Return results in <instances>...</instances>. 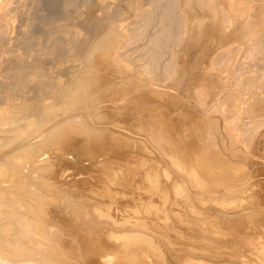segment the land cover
Here are the masks:
<instances>
[{
    "label": "bare ground",
    "instance_id": "obj_1",
    "mask_svg": "<svg viewBox=\"0 0 264 264\" xmlns=\"http://www.w3.org/2000/svg\"><path fill=\"white\" fill-rule=\"evenodd\" d=\"M80 1L49 0L44 15L40 0H0V264H264V201L228 200L248 188L233 162L264 132V0H82L83 11ZM41 18L43 41L35 40ZM41 43L58 65L48 80ZM21 48L35 58L16 55ZM181 52L183 63L204 61L187 101L170 91L184 82ZM148 141L170 170L151 191L162 203L150 200L158 210L150 223L134 220L123 232L129 219L119 206L113 215L112 203L86 196L75 206L89 225L42 219L55 200L51 185L39 189L42 171L86 158L123 169Z\"/></svg>",
    "mask_w": 264,
    "mask_h": 264
},
{
    "label": "rangeland",
    "instance_id": "obj_2",
    "mask_svg": "<svg viewBox=\"0 0 264 264\" xmlns=\"http://www.w3.org/2000/svg\"><path fill=\"white\" fill-rule=\"evenodd\" d=\"M29 0H27V2H28ZM47 1H49V0H40V2H42V5H40V6H42L41 7V10H42V12H41V14H44L43 12H45V13H47V15L49 14V12L51 11L49 8H47V6L46 5H44V3L45 2H47ZM98 1V0H97ZM100 1V0H99ZM82 0L79 2V4H80V6H79V10L80 11H83V10H86L87 9V6L83 3V5H82ZM140 3V2H139ZM81 6H83V7H81ZM86 6V7H85ZM30 7V5H26V7L24 8L25 10H28V8ZM81 7V8H80ZM86 8V9H85ZM45 9V10H44ZM44 10V11H43ZM46 11H48V12H46ZM45 15V14H44ZM43 20V18H41V19H39V21H41V22H38L40 25H38V28H37V32L35 33V40H41V41H43V34H41V33H43V28L47 25L46 24V22L47 21H42ZM42 22H43V24H45V26L44 27H42L43 25H42ZM60 22H62V20H60ZM19 23H22V22H19V20H18V23L17 24H19ZM37 23V24H38ZM42 25V26H41ZM48 27V26H47ZM47 27H45V28H47ZM44 28V29H45ZM42 30V31H41ZM41 32V33H40ZM41 34V35H40ZM36 35H38V37H36ZM40 36V37H39ZM41 44H43V43H41ZM39 45V48H41L42 50L45 48V50H43V52H47L48 51V47H46L45 46V44H43V46L42 45ZM45 46V47H44ZM48 48V49H47ZM17 51L15 52V54L17 55V54H21L22 55V57H26L27 55V59H29L30 57V60L32 59V57L33 58H35V56L34 55H36L35 53H33L32 52V50H29V51H31L30 53L33 55H31L30 53H28V51L27 50H25V49H23L22 50V48L21 49H16ZM22 50V51H21ZM27 51V52H25V51ZM18 51H20V53H18ZM28 53V54H26V56H25V54H23V53ZM14 54V55H15ZM47 54H49L48 52H47ZM47 54L45 53L44 55H36V57L38 56V60L40 61V65H43V67H44V64H46L45 65V67L44 68H46V70L44 71L46 74H48L45 78H43L44 80H48V79H51L52 78V75L53 74H55V71H56V67H58V65H56V62H54L55 60L53 59L52 60V56L49 54L48 56H47ZM20 55V56H21ZM24 55V56H23ZM31 55V56H30ZM182 52H181V55H180V59L178 60L179 61V70H178V73H179V75H178V73H177V76L178 77H176V78H178V79H184V80H182V82H183V84H181L180 85V87H179V91L177 92L176 90H178V89H176V90H174V89H171V88H169V89H167V90H170L171 92L173 91H175L174 93L175 94H178V96L180 97H178L177 95H174L175 97L177 96V98L176 99H182V100H186L187 101V99L188 98H190V96H191V94H193L192 92H194V90H196V89H198L200 86H201V82H200V80H199V77H200V73H199V71H200V67H203L204 66V61H202V59H201V61L199 62L198 61V63L197 62H195V60L196 59H194V58H192V60L191 61H189L187 64L186 63H183L182 61H184V60H182ZM50 56H51V58H50ZM184 56V55H183ZM39 57H41V58H39ZM25 58V59H26ZM47 62V63H45V62ZM43 62H44V64H43ZM191 62V63H190ZM192 62H193V64H192ZM203 62V63H202ZM183 64V65H182ZM199 64H201V65H198ZM188 67H186V66ZM193 66L197 69V70H195V68L192 70L191 68H193ZM196 66H198V68L196 67ZM186 67V68H185ZM183 68V69H182ZM190 70H192V71H190ZM47 71V72H46ZM182 71V72H181ZM186 71V72H185ZM189 72H191V73H189ZM195 73V74H193V73ZM198 72V73H197ZM181 73V74H180ZM187 74V76L185 75L184 77L185 78H181L182 76H183V74ZM193 74V75H192ZM197 74V75H196ZM194 75H196V76H194ZM55 76V75H54ZM180 76V77H179ZM188 76H190V77H192V78H189ZM194 76V77H193ZM189 78V79H188ZM198 78V79H197ZM191 79V80H190ZM187 80H189L188 82H187ZM197 80H198V82H197ZM194 81H196V82H194ZM180 82H181V80H180ZM188 84H187V83ZM190 83V84H189ZM199 83V84H198ZM186 84V85H185ZM198 84V85H197ZM188 85H190V87H187ZM185 88H184V87ZM198 86V87H197ZM182 88V91L180 90ZM186 88H187V90H186ZM194 88V89H193ZM196 88V89H195ZM193 89V90H192ZM186 91V97H185V93H184V91ZM190 90V91H189ZM187 91H189V92H187ZM191 92V93H190ZM180 93V94H179ZM190 93V94H189ZM185 97V98H184ZM187 98V99H186ZM187 104H189V103H187ZM189 108H192L191 106H189L187 109L189 110ZM190 110H192V109H190ZM139 112V111H138ZM135 114H137V113H135ZM258 119V118H257ZM259 120V119H258ZM258 120L256 121V122H258ZM136 122L137 123H140V120H139V118H138V120H136ZM264 128V127H263ZM262 131H264V129L262 130ZM262 137H261V141H260V143H256L255 144V146H249L248 148H247V152H249V153H247L246 154V156L244 157V158H237L239 161H234L233 162V165L234 166H236V169H235V167L233 168V173L235 174V175H237V174H239V176H243V178H244V180L246 181V184L248 183V188H247V190L245 191V192H243V193H241L240 195H238L237 197H235V198H231V199H228L229 200V202L231 201H235L234 203H232V204H234V206L236 207V205L238 206L239 204L241 205H244L245 204V206H247L249 203H257V205H260L262 202L261 201H264V140H263V138H264V132H262V135H261ZM263 142V143H262ZM262 143V144H261ZM257 145H258V147H257ZM147 149V152L146 151H143V152H141V151H139V152H141V153H138L137 154V152H136V150L137 149H135V152H136V154L132 157V156H130L131 158H130V161L131 162H129L128 163V166H124L123 167V169L122 168H120L119 169V164L121 163V161H118V163H111V164H109V165H107L108 167H106V166H103L104 168L106 167V172H104L105 173V175H103V173L101 172V171H105V169H103L102 170V166L100 167V166H98V167H94L93 168V166L91 167L90 166V162H89V160H86V159H88V158H86L83 162L85 163H83V162H80V166H77L78 164H76V163H70L69 165H63V168H61V165H60V167L56 164L55 166H56V168H55V166L53 167H49V168H47V169H45L44 171H42V173H41V175L39 176V179H38V186H39V189L40 190H45V188L47 187V186H52V188H53V198L55 197V200L53 199V201H47V208H46V211H47V215L45 214V215H42L41 217H42V219L43 220H49V221H52V222H54V223H56V225H62V226H74V225H77V223L76 222H74V220L76 219V218H82L83 219V223L85 224V225H89L90 224V221L91 220H89V212H87V211H83V210H79V209H77V211H76V207L79 205V204H81L80 203V201L78 200L81 196H86L88 199H92V198H97L96 200H98V197L101 199V201H104V203H103V205H104V207H109L110 205H111V203L113 204V205H111L110 207H113V209L111 208V210H112V214L114 215L115 213L113 212V210H115L114 209V207L116 208V206L118 207L119 206V210H117V211H119V214H116V216L117 215H119V216H124L125 218H122V220L124 219H129V221H126V223L125 222H123V224L125 223V224H127V225H122V230H123V232H124V229H127L126 227L128 226V223L129 222H131L132 221V224L134 225V220H136V221H146V223L149 221V223H150V221H152L151 219H152V217L153 216H155V214L157 215V213H156V211L158 212V210L156 209L157 207L156 206H153V207H150L149 208V203H150V200H152L153 202H155V200L156 201H158L157 203H154V204H156V205H158V204H160V203H162V201H159V197H156V195H155V197L154 196H152V195H154L153 193H157V192H155V191H157L155 188L156 187H158L157 189H160L159 187H161L162 188V185H164V183L166 184L167 183V181H168V179H167V176H166V174L167 173H165V172H170V170L168 171L167 169H166V167H167V165L166 164H164V163H166L160 156H162L161 155V153H159L160 151L156 148V146H154L153 147V143L151 142V141H148L147 142V144H146V146H145ZM255 147H257V148H255ZM260 147H261V149H260ZM151 149V150H150ZM156 149H157V151H156ZM258 149V150H257ZM134 151V150H133ZM152 151V152H151ZM155 151V152H154ZM134 152V153H135ZM157 152V153H156ZM127 154L128 153H126L125 154V157L127 156ZM157 154H160L159 156L157 155ZM140 156V155H142L144 158H140V157H137V156ZM146 155V156H145ZM254 155H256V156H254ZM141 156V157H142ZM150 156H152V157H150ZM253 156L254 157V159H253V157L251 158V157ZM258 156V157H257ZM109 157V156H108ZM136 157H137V159H136ZM146 157H149V158H147V160L145 159ZM155 158V162H153L154 161V158ZM160 157V158H159ZM124 158V157H123ZM135 159V163L134 162H132V160H134ZM140 158V159H139ZM156 158H157V160H156ZM143 159H144V161H143ZM153 159V160H152ZM158 159H160V161L162 160V162H160ZM256 159V160H255ZM260 159V160H259ZM151 160V161H150ZM249 160V161H248ZM252 160V161H251ZM262 160V161H261ZM140 161H142V163L140 162V164H139V162ZM147 161V162H146ZM159 161V162H158ZM241 161V162H240ZM245 161V162H244ZM120 162V163H119ZM138 162V163H137ZM143 162H144V164H143ZM151 162V163H150ZM164 162V163H163ZM243 162H244V164H243ZM88 163V164H87ZM133 163V165H134V169H131L130 170V168H132L133 166H130L131 164ZM146 163V164H145ZM152 163H154V164H152ZM157 163V164H156ZM158 163H159V165H158ZM161 163V164H160ZM75 165V166H72V165ZM130 164V165H129ZM135 164H136V168H135ZM142 164V165H141ZM164 164V166H162ZM81 165L82 166H85L86 165V167H81ZM121 165V164H120ZM140 165V166H139ZM150 165V167H149V169H147L148 168V166ZM153 165V166H152ZM260 165H262V166H260ZM57 166H58V168H57ZM67 166V167H66ZM117 166V167H116ZM141 166L143 167V166H145L144 168H143V170H142V168H141ZM147 166V167H146ZM157 166L158 168H155V167ZM160 166H161V168H160ZM68 168V169H66V168ZM89 167V168H88ZM152 167H154L153 169L155 170V171H153V169H152ZM261 167V168H260ZM95 168H97V174H94V173H96L93 169H95ZM139 168V169H138ZM141 168V169H140ZM259 168V169H258ZM61 169L63 170H68V171H70V172H68V175L66 174V175H64L65 176V178H63V179H60V177H61V175H59L58 177V179H56L55 177H54V174L58 171V172H60L61 173ZM98 169H100L99 171L101 172V174L104 176V177H108V179H110V180H108L107 178V180L105 179V178H103V176L102 175H98ZM136 169H137V171H136ZM253 169V170H252ZM94 172L93 174L95 175V176H97L98 177V179L95 177V176H93V174H92V171ZM96 170V169H95ZM114 172H113V171ZM118 170V171H117ZM135 171V173H134V171ZM146 172H145V171ZM149 170V171H148ZM152 171V173H151V171ZM161 171V172H160ZM67 173V171H64L63 173ZM100 172H99V174H100ZM132 172V173H131ZM140 172V173H139ZM141 172H142V174H141ZM150 172V173H149ZM262 172V173H261ZM70 173V174H69ZM90 173V174H89ZM108 173V174H107ZM109 173H110V175H109ZM114 173H116L115 174V180H114V177L112 178V177H110V176H114L113 174ZM118 173V174H117ZM124 173V174H123ZM144 173H145V175H146V178H145V176H144ZM149 173V174H148ZM250 173V174H249ZM112 174V175H111ZM163 174V175H162ZM241 174V175H240ZM256 174H257V176H256ZM117 175V176H116ZM143 175V176H142ZM147 175H148V177H147ZM150 175V176H149ZM248 175V176H247ZM66 176H68V177H66ZM252 176V177H251ZM132 177V178H131ZM135 177V178H134ZM137 177V178H136ZM250 177H251V179H253L254 180V182H252L251 180H249L250 179ZM256 177V178H255ZM62 178V177H61ZM99 178L100 179H102L103 178V180H99ZM112 178V179H111ZM130 178V179H129ZM255 178V179H254ZM87 181H89V182H87L86 183V180ZM93 179H95V180H93ZM129 179V180H128ZM152 179V180H151ZM157 179V180H156ZM85 180V181H84ZM97 180V181H96ZM98 180L100 181L99 183L102 185V183L101 182H103L104 180L107 182V183H109V186H108V184H106L107 186H105V181L103 182V185L102 186H104V187H100L101 185L99 184V183H97L98 182ZM112 180V181H111ZM117 180V181H116ZM148 181V182H147ZM152 183H151V182ZM251 181V182H250ZM250 182V183H249ZM256 182V183H255ZM258 182V183H257ZM97 185H96V184ZM150 183V184H149ZM253 183V184H252ZM255 183V184H254ZM90 184V185H89ZM161 184V185H160ZM87 185V186H86ZM91 185H96V186H92L91 187ZM131 185V186H130ZM153 185V186H152ZM250 185V186H249ZM136 186V187H135ZM147 186H148V188H147ZM259 186V187H258ZM63 187H65V189H63ZM88 187H90V188H88ZM98 187H100V188H103V189H101V191H102V193L103 192H107L108 194L110 193V192H112V191H116L118 194L117 195H114V199H110V198H108L107 196H108V194H107V196H104V195H106V193L104 194V195H102V193H98V191L97 190H99V189H97ZM108 187V188H107ZM111 187V188H110ZM149 187L151 188V189H149ZM155 187V188H154ZM194 187V186H193ZM193 187H191L192 189H193ZM221 187H223V186H220L219 188L220 189H223V188H221ZM93 188H95V189H93V191L91 192V190ZM105 188V189H104ZM117 188V189H116ZM122 188V189H121ZM149 189L150 191L148 192V190L147 189ZM184 188H188L189 190H187L186 192L188 193V191H190V186L188 187L187 185H184ZM261 188V189H260ZM67 189V190H66ZM107 189H110V191L109 190H107ZM112 189H114V190H112ZM251 189V190H250ZM95 190V191H94ZM107 190V191H106ZM112 190V191H111ZM152 190H155V191H152ZM96 191H97V194H98V196L97 195H94V194H96ZM136 191V192H135ZM153 193H152V192ZM100 192V191H99ZM151 192V193H150ZM259 192V193H258ZM141 193V194H140ZM144 193V194H143ZM259 195H258V194ZM92 194H93V196H92ZM100 194V195H99ZM89 195V196H88ZM102 195V196H101ZM251 195V196H250ZM68 196H70V197H72V198H75L74 200H73V202H74V206L73 205H71V204H69L68 203ZM97 196V197H96ZM139 196H141V197H139ZM148 196V197H147ZM90 197V198H89ZM103 197V198H102ZM120 197V198H119ZM144 197V198H143ZM154 197V198H153ZM174 197V196H173ZM232 197V196H231ZM255 197V198H254ZM139 198H141L142 200H138ZM157 198V199H156ZM258 198H260V199H258ZM90 199V200H91ZM102 199H104V200H102ZM134 199V200H133ZM146 201H145V200ZM161 200V199H160ZM113 201V202H112ZM117 201V202H116ZM134 201V202H133ZM139 202V203H138ZM160 202V203H159ZM105 203H106V205H108V206H106L105 205ZM120 204V205H116V204ZM144 203V204H143ZM231 204V205H232ZM75 205H77V206H75ZM115 205V206H114ZM140 207H139V206ZM161 205V204H160ZM239 205V206H240ZM144 206V207H143ZM122 209V210H121ZM124 209V210H123ZM128 209V210H127ZM106 210V209H105ZM108 210V209H107ZM106 210V211H107ZM139 210V211H138ZM124 213H123V212ZM259 212V213H258ZM123 213V214H122ZM163 212H161V215H164V214H162ZM154 214V215H153ZM255 214H256V217H255ZM260 214H261V216H260ZM153 215V216H152ZM159 215V214H158ZM253 216H254V219H261L260 217H262V212L260 213V211L259 210H257V211H254V213L252 214ZM151 216V217H150ZM253 216H252V218H253ZM149 217V218H148ZM163 217H165V215L164 216H162V218ZM185 217H189V218H191L189 215H185ZM146 218V219H145ZM138 219V220H137ZM123 220V221H124ZM148 220V221H147ZM161 220V219H160ZM81 222L80 221H78V224H80ZM130 224V226H131V223H129ZM81 225H82V223H81ZM96 227H98V226H96ZM95 227V228H96ZM123 227H125V228H123ZM119 230H121V228H119ZM121 230V231H122ZM145 231V230H144ZM148 231H150L151 233H153L152 232V230L150 229H148ZM150 232H147L146 234H148V235H150ZM152 235V234H151ZM151 264V263H150Z\"/></svg>",
    "mask_w": 264,
    "mask_h": 264
}]
</instances>
